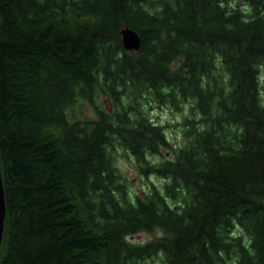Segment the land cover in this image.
<instances>
[{
	"label": "trees",
	"instance_id": "trees-1",
	"mask_svg": "<svg viewBox=\"0 0 264 264\" xmlns=\"http://www.w3.org/2000/svg\"><path fill=\"white\" fill-rule=\"evenodd\" d=\"M246 1L0 0V264H264V0ZM185 102L173 146L149 110ZM120 150L161 183L130 192Z\"/></svg>",
	"mask_w": 264,
	"mask_h": 264
},
{
	"label": "rangeland",
	"instance_id": "rangeland-1",
	"mask_svg": "<svg viewBox=\"0 0 264 264\" xmlns=\"http://www.w3.org/2000/svg\"><path fill=\"white\" fill-rule=\"evenodd\" d=\"M238 1L240 2V0ZM100 99L103 100V104L106 109L111 108L112 104L107 95L101 94ZM98 103L100 102L98 101ZM189 105V102H185L181 110H174L167 105L154 104L149 110V115L154 121L166 125L165 131L173 146L181 144L184 140L182 137V122L184 120V116L191 112ZM73 108L76 113V117H87L94 115L92 105L85 100H80L79 103L74 104ZM162 152L165 156L172 155L171 149L167 147L162 148ZM158 157L160 158L161 156L152 155L150 156V160H156ZM116 164L124 172L130 192L139 193L142 195L149 189V186L152 182L159 185L162 181V178L154 173H150L146 176L140 174L138 169L134 166L131 157L121 152V150L117 155ZM157 233H160L158 229H143L131 234L129 238L134 241L141 242L154 237V235ZM138 264H166V262L161 259V255L158 253L157 255H153V257L140 261Z\"/></svg>",
	"mask_w": 264,
	"mask_h": 264
},
{
	"label": "water",
	"instance_id": "water-1",
	"mask_svg": "<svg viewBox=\"0 0 264 264\" xmlns=\"http://www.w3.org/2000/svg\"><path fill=\"white\" fill-rule=\"evenodd\" d=\"M122 42L126 48H135L137 49L140 45L141 38L136 30L131 27H124L121 30ZM4 215H5V200L3 192V184L0 173V247L3 237V225H4Z\"/></svg>",
	"mask_w": 264,
	"mask_h": 264
},
{
	"label": "bare ground",
	"instance_id": "bare-ground-1",
	"mask_svg": "<svg viewBox=\"0 0 264 264\" xmlns=\"http://www.w3.org/2000/svg\"><path fill=\"white\" fill-rule=\"evenodd\" d=\"M123 43V42H122ZM126 48V47H125ZM126 49H128V50H137V49H135V48H126ZM5 216V215H4ZM3 227H4V225H3Z\"/></svg>",
	"mask_w": 264,
	"mask_h": 264
},
{
	"label": "flooded vegetation",
	"instance_id": "flooded-vegetation-1",
	"mask_svg": "<svg viewBox=\"0 0 264 264\" xmlns=\"http://www.w3.org/2000/svg\"><path fill=\"white\" fill-rule=\"evenodd\" d=\"M241 4H246L247 1L246 0H240Z\"/></svg>",
	"mask_w": 264,
	"mask_h": 264
}]
</instances>
